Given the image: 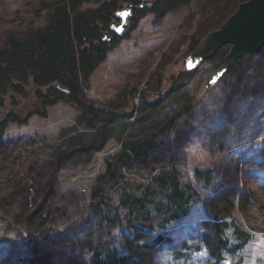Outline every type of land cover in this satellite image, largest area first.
<instances>
[{
    "label": "rangeland",
    "instance_id": "rangeland-1",
    "mask_svg": "<svg viewBox=\"0 0 264 264\" xmlns=\"http://www.w3.org/2000/svg\"><path fill=\"white\" fill-rule=\"evenodd\" d=\"M44 1L53 0H0V46L10 35L46 23ZM130 3L123 0L121 9ZM199 7L192 2L165 17L150 12L138 22L131 20L94 72L84 88L86 97L104 110L133 113L109 127L103 150H80L94 143L92 124L97 122L91 123L70 98L46 105L47 117L35 113L25 125H7L0 151V264H90L94 250L107 242L131 255L135 264L134 254L126 250L131 233L112 232L106 216L113 218L116 211L126 220L128 210L119 199L124 184L149 185L157 172L174 167L206 207L199 202L173 221L148 264H264V87L254 89L251 76L256 68L264 71V49L241 58L223 81L208 88L222 57L193 71L185 66L198 47ZM230 50L226 47L224 56ZM14 84L7 95L2 94L6 85L0 87V120L10 114L24 117L41 105L35 91L28 97L21 93L22 77L14 78ZM188 107L193 117L178 119ZM160 129L165 131L154 164L137 160L120 168V185L111 180L110 158ZM98 192L103 202L94 199ZM224 197L235 206L232 220L253 234L236 255L222 251L212 231L211 212L224 208ZM156 202L158 207L164 203L162 198ZM154 206L137 224L146 236L133 233L142 245L162 233L151 230L162 214ZM228 235L233 237L231 231Z\"/></svg>",
    "mask_w": 264,
    "mask_h": 264
},
{
    "label": "trees",
    "instance_id": "trees-1",
    "mask_svg": "<svg viewBox=\"0 0 264 264\" xmlns=\"http://www.w3.org/2000/svg\"><path fill=\"white\" fill-rule=\"evenodd\" d=\"M246 1L248 0H155L151 5L143 6L145 0H131L139 6L133 19L135 22L150 12L158 17H165L169 12L189 6L192 2L199 3L203 18L194 38L195 46H198L209 33L219 29L236 12L239 5ZM122 4L123 0L44 1L41 11L45 12L46 23L24 34L14 33L8 37L4 45L0 46V87L6 85L7 89L2 94L7 95L10 91H14L16 88L14 78L22 77L24 86L22 85L21 93L28 97L35 91V98H38L43 105L41 109V105L37 104L38 108L24 117L23 114H10L0 120V151L6 145L3 143V134L11 121L25 125L35 113L47 117L46 105H52L65 98H70L78 109L84 111L91 123L97 122L92 124L96 129L94 143L80 149L85 153L90 149L103 150L108 142L109 127L119 122L122 117L133 116V113L127 115L119 112L125 108L116 111L99 108L86 97L84 92L94 72L107 59L109 51L122 40V37H117L111 42L103 41L104 33L109 31L115 14L121 9ZM224 53L225 48L214 57H222L224 63ZM251 76L256 79L254 83L257 85L254 89L264 87L263 70L256 68ZM179 77L180 75L176 78L173 76L172 80L174 78L177 80ZM221 81L223 78L218 83ZM2 98L0 100H3ZM130 102L134 107L133 101ZM194 113L193 108L188 107L186 112L181 113L177 118L181 119L184 114L192 118ZM98 123L99 127H97ZM165 130L153 132L145 139L126 146L120 155L110 158L107 170L109 178L120 185L119 172L122 166L130 165L137 160L147 163L146 165L154 164V158L157 157V151L160 149L159 142L162 141L161 133ZM166 132L170 134L172 131L168 129ZM63 158L61 156L59 159ZM202 177L201 172H198V178L201 180ZM98 193L99 196H94V199L103 202L102 192ZM161 198L164 201L163 205L160 204L162 207H158L157 202V207L154 206L153 201ZM119 199L120 205L128 210L126 220L123 221L121 213L116 211L113 218L106 216V219L112 232L119 228L131 233L126 250H131L134 254L135 264L151 262L150 253L165 239L169 225L173 221L183 219L199 202L202 207H206L197 193L183 184L180 171L175 167L157 172L149 185L124 184ZM223 199H225L224 208L218 206L211 212L212 231L222 251L236 255L252 241L253 234L236 220H232L235 206L228 197ZM150 206L155 207V212H162L158 215L157 226H153L151 230L152 232L162 230V233L159 232L158 237L154 236L142 245L139 243L140 239H137L133 233L145 230L138 231L137 224L142 221L146 213H151ZM230 231L233 237L228 235ZM139 233L144 237L147 232ZM90 264H131V255H123L122 249L107 242L94 250Z\"/></svg>",
    "mask_w": 264,
    "mask_h": 264
},
{
    "label": "water",
    "instance_id": "water-1",
    "mask_svg": "<svg viewBox=\"0 0 264 264\" xmlns=\"http://www.w3.org/2000/svg\"><path fill=\"white\" fill-rule=\"evenodd\" d=\"M154 1L145 0L143 6L151 5ZM132 10L130 5L116 13L120 22H113L110 25V30L103 35L104 42L112 39L111 32L123 36L130 29ZM228 46H231V50L225 56L223 65L214 73L208 86L218 83L231 66L241 58L258 54L264 49V0H248L240 4L236 12L219 29L209 33L187 57L186 69L194 70L199 64L210 60Z\"/></svg>",
    "mask_w": 264,
    "mask_h": 264
},
{
    "label": "flooded vegetation",
    "instance_id": "flooded-vegetation-1",
    "mask_svg": "<svg viewBox=\"0 0 264 264\" xmlns=\"http://www.w3.org/2000/svg\"><path fill=\"white\" fill-rule=\"evenodd\" d=\"M133 7H132V11H133V15H132V17H131V19H130V21L131 20H133L134 19V17H135V13H136V10L139 8V6L138 5H135L134 3H133ZM119 21L120 20V18H118V17H116L115 16V18H114V20L113 21ZM112 21V22H113ZM111 34H112V39L110 40V41H113L115 38H117V37H121L120 35H118V34H116L115 32H111Z\"/></svg>",
    "mask_w": 264,
    "mask_h": 264
},
{
    "label": "bare ground",
    "instance_id": "bare-ground-1",
    "mask_svg": "<svg viewBox=\"0 0 264 264\" xmlns=\"http://www.w3.org/2000/svg\"><path fill=\"white\" fill-rule=\"evenodd\" d=\"M130 5H132V7L134 6L132 3H130L129 6H130ZM118 11H119V10H118ZM118 11H117V12H118ZM117 12H116V13H117ZM132 15H133V14H132ZM115 16H116V14H115ZM116 17H117V16H116ZM131 17H132V16H131ZM131 17H130V19H131ZM119 21H120V20H119ZM119 21H116V20H115V21H113V22H117V23H119ZM113 22H112V23H113ZM112 23H111V24H112ZM224 60H225V59H224ZM199 65H200V64H199ZM199 65H198V66H199ZM198 66H197V67H198ZM195 69H196V68H195ZM195 69H194V70H195ZM187 71H188V70H187ZM192 71H193V70H192ZM221 79H222V78H221ZM221 79H220V80H221ZM216 84H217V83H216ZM216 84H214V85H212V86H211V85L208 86V84H207V87H208V88H211V87L215 86Z\"/></svg>",
    "mask_w": 264,
    "mask_h": 264
}]
</instances>
